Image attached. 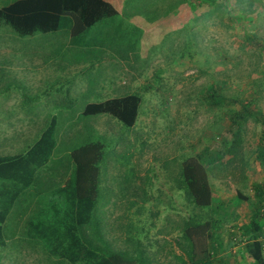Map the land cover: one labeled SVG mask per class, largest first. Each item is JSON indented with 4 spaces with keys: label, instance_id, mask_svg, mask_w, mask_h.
<instances>
[{
    "label": "rangeland",
    "instance_id": "1",
    "mask_svg": "<svg viewBox=\"0 0 264 264\" xmlns=\"http://www.w3.org/2000/svg\"><path fill=\"white\" fill-rule=\"evenodd\" d=\"M8 1L0 0V6ZM108 1L118 13L75 36L65 48L59 44L70 31L67 24L57 32L26 36L0 24V155L26 151L54 118L53 158H65L69 150L99 141V206L104 220L114 223L106 226L108 240L123 246L120 227L125 222L114 220L120 213L143 208L134 221L140 229L149 227L159 248L163 239H170L156 234L162 224L168 229L172 225L167 216L178 219V213H190L176 189L175 171L185 158L205 150L216 153L232 142L238 129L230 115L240 110L241 100L250 101L253 116L239 129L249 179L241 182L238 170L214 178V201L224 203L218 216L225 219V237L251 212L236 190L250 196L249 184L264 182V165L255 159L264 148V55L252 44H264V0H227L233 10L223 19L216 12L195 13L187 3L179 7V0ZM45 36L50 39L43 47ZM56 36L59 39H52ZM31 40L34 47L28 44ZM48 47L47 59L42 52L35 55ZM212 85L232 102L210 104L206 91ZM132 91L144 97L133 127L110 114L82 115L89 102ZM128 200L135 206L129 208ZM150 210H159L160 216ZM240 246L232 248L231 264H249L240 257ZM156 255L161 263L169 258ZM2 257L0 264H40L28 252L19 254L18 261Z\"/></svg>",
    "mask_w": 264,
    "mask_h": 264
},
{
    "label": "trees",
    "instance_id": "2",
    "mask_svg": "<svg viewBox=\"0 0 264 264\" xmlns=\"http://www.w3.org/2000/svg\"><path fill=\"white\" fill-rule=\"evenodd\" d=\"M233 1L240 3L242 0ZM186 3L195 13L216 12L221 19L230 16L233 10L232 3L227 0H179L178 5ZM117 13V8L108 0H11L0 6V24L10 25L22 36L57 32L67 24L71 35L78 36L103 18ZM252 44L264 55V44L255 40ZM206 94L209 103L217 107L232 102L214 85ZM143 102V95L132 91L89 102L82 115L110 114L133 127ZM253 110L252 102L241 100L240 110L230 115L238 129L234 140L223 144L216 153L205 150L181 162L173 179L183 196L182 204L190 213H178V219L167 216L166 221L172 225L168 229L167 224H162L156 234L169 235L170 239H163L159 248L156 240L151 239L149 227L140 226V229L134 221L143 208L129 210L127 215L120 213L114 220L116 224L119 220L125 222L120 227L125 236L123 246L116 247L114 241L108 240L106 226L114 227V223L104 220L99 206V163L103 161V145L91 141L69 150L65 158H53L56 147L54 118L26 151L0 155V247L4 248L0 258L5 255L2 258H9V262L13 257L18 261L19 254L28 252L29 257L34 256V261L40 264H231L232 248L243 244L238 250L243 261L264 264V182H251L253 194L250 196L237 189L238 198L250 204L251 212L225 237L222 234L225 219L218 216L224 203L214 201L210 184V177L234 175L235 170L242 173L241 182L248 181L249 159L242 155L243 139L239 129L253 116ZM260 117L264 127L263 112ZM257 154L260 158L255 159L263 166L264 148L260 147ZM53 189L65 193L70 204L62 234L55 229L42 228L32 219L38 208L35 196ZM128 201L129 208L135 206L134 200ZM152 214L159 217L160 211ZM156 254L169 258L161 263Z\"/></svg>",
    "mask_w": 264,
    "mask_h": 264
},
{
    "label": "clouds",
    "instance_id": "3",
    "mask_svg": "<svg viewBox=\"0 0 264 264\" xmlns=\"http://www.w3.org/2000/svg\"><path fill=\"white\" fill-rule=\"evenodd\" d=\"M35 199L38 208L33 215V223L49 230L55 229L58 234L64 233L70 211L66 194L53 189L38 193Z\"/></svg>",
    "mask_w": 264,
    "mask_h": 264
},
{
    "label": "crops",
    "instance_id": "4",
    "mask_svg": "<svg viewBox=\"0 0 264 264\" xmlns=\"http://www.w3.org/2000/svg\"><path fill=\"white\" fill-rule=\"evenodd\" d=\"M92 27V26H91ZM86 31H84L82 34H84ZM52 33V32H51ZM36 34V33H35ZM35 34H33V35H35ZM46 33H41L40 35H45ZM81 34V35H82ZM36 37V36H35ZM39 37V36H38ZM74 38H75V36H72L71 35V33H70V31L68 30V34H66L65 35V37H63L62 38V41L63 42H61L60 44H59V46H60V48L61 47H63V48H65V47H68L69 45H71V44H73V42H74ZM49 37H46L45 36V38H43V39H41L42 40V46L43 47H45V45H47L46 43H48L49 42ZM52 39H59V37L58 36H56V37H52ZM28 44L30 45V46H33L34 47V45H36V42L35 41H33V40H31V42H28ZM58 46V47H59ZM50 50V48L48 47V48H45V49H41V48H39L36 52H35V55L37 56L39 53H43V55H42V57L44 58V60L45 59H47L48 58V55L46 54V52H48ZM86 54H88L89 53V51H86L85 52ZM84 53V54H85ZM86 62H87V60H85ZM85 61H82V63H80V64H83V62H85ZM90 64H91V66L94 64L93 63V61L92 62H90ZM223 178H226V176H223ZM257 182H260V180H256ZM210 184H211V188H212V191H213V195H214V187H216V186H214L215 185V179L214 178H212V177H210ZM220 185V187L222 186L223 187V184L222 183H220L219 184ZM236 193H237V190H236ZM218 203H223V200H218Z\"/></svg>",
    "mask_w": 264,
    "mask_h": 264
}]
</instances>
